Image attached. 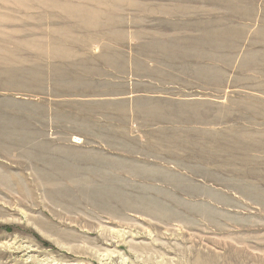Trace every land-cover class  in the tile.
<instances>
[{"label":"rangeland","instance_id":"374dc122","mask_svg":"<svg viewBox=\"0 0 264 264\" xmlns=\"http://www.w3.org/2000/svg\"><path fill=\"white\" fill-rule=\"evenodd\" d=\"M0 264H264V0H0Z\"/></svg>","mask_w":264,"mask_h":264}]
</instances>
